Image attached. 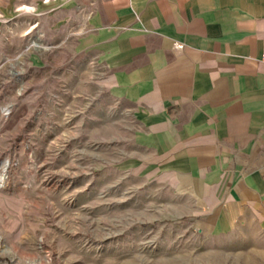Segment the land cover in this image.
<instances>
[{
	"label": "rangeland",
	"instance_id": "rangeland-1",
	"mask_svg": "<svg viewBox=\"0 0 264 264\" xmlns=\"http://www.w3.org/2000/svg\"><path fill=\"white\" fill-rule=\"evenodd\" d=\"M64 1L0 0V264H264L263 238L225 240L127 170L131 120Z\"/></svg>",
	"mask_w": 264,
	"mask_h": 264
},
{
	"label": "crops",
	"instance_id": "crops-1",
	"mask_svg": "<svg viewBox=\"0 0 264 264\" xmlns=\"http://www.w3.org/2000/svg\"><path fill=\"white\" fill-rule=\"evenodd\" d=\"M64 4L131 120L127 170L225 240L264 239V0Z\"/></svg>",
	"mask_w": 264,
	"mask_h": 264
}]
</instances>
